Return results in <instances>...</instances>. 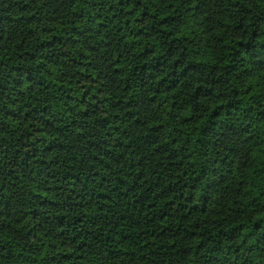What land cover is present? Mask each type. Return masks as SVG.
I'll return each instance as SVG.
<instances>
[{
  "label": "trees",
  "instance_id": "trees-1",
  "mask_svg": "<svg viewBox=\"0 0 264 264\" xmlns=\"http://www.w3.org/2000/svg\"><path fill=\"white\" fill-rule=\"evenodd\" d=\"M0 264H264V0H0Z\"/></svg>",
  "mask_w": 264,
  "mask_h": 264
}]
</instances>
